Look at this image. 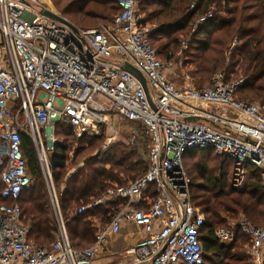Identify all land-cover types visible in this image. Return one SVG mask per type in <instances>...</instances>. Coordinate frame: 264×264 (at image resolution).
<instances>
[{"label":"built area","instance_id":"2783aa9c","mask_svg":"<svg viewBox=\"0 0 264 264\" xmlns=\"http://www.w3.org/2000/svg\"><path fill=\"white\" fill-rule=\"evenodd\" d=\"M117 3L119 11L110 25L74 24V30L43 15L48 7L42 0H0L1 197L15 201L0 205V264H92L106 249L108 237L125 223L144 233L126 251L133 258L129 264H203L206 218L191 198L192 181L184 164L190 149H206L233 163L236 187L244 184L249 167L256 166L264 190V103L237 98L243 79L227 83L223 73L207 85L177 86L173 70L182 66L189 39L181 40L185 49L176 57L164 60L150 41L154 27L140 11V0ZM212 17L210 10L196 25ZM127 63L145 76L154 106L140 79L124 68ZM117 117L135 124L124 141L112 121ZM52 121L69 126L78 137L104 133V147L119 141L133 146L143 134L149 137L147 171L128 184L109 186L77 209L78 214L99 206L113 211L117 205L110 222L84 249L71 243L54 188L51 152L41 134ZM23 135L35 144L50 192L57 224L50 248L29 240L16 202L34 182ZM50 140L54 146L55 137ZM216 232L225 244L241 232L254 262H264V226L243 218Z\"/></svg>","mask_w":264,"mask_h":264},{"label":"trees","instance_id":"16d2710c","mask_svg":"<svg viewBox=\"0 0 264 264\" xmlns=\"http://www.w3.org/2000/svg\"><path fill=\"white\" fill-rule=\"evenodd\" d=\"M55 3L61 15L79 27L85 26L82 24L89 20H101L107 24L119 11L117 0H56ZM139 6L146 15V22L154 24L150 41L162 59L174 58L181 44L180 37L189 34L185 52L191 56L188 62L195 65L194 75L209 79L214 72L222 70L220 73L225 75L227 83L243 79L236 89L237 98L264 103V0H140ZM210 10L213 17L196 25L197 18ZM56 125L64 139L74 138L75 133L69 126ZM80 139H89L90 142V151L87 147L81 149L88 151L83 166L68 175L66 164L71 145L59 141L53 148L51 168L56 185L64 184L60 191V207L72 245L84 249L96 240L93 219L101 217L102 223H109L117 205L112 207L113 211L111 206H99L78 214L77 209L97 199L109 186L115 183L125 185L142 176L148 169L149 158L146 161L138 149L144 143L149 147V137L143 134L133 147L124 143L103 147L106 140L104 133L84 135ZM22 149L35 183L24 189L16 202L22 208L29 240L37 247L50 248L56 239L57 225L50 212L48 188L40 178L42 171L36 149L28 135H23ZM96 149L97 155L94 156L92 153ZM203 155L221 158L206 149L187 150L184 164L188 173V159L198 160ZM221 159L222 162L212 169H209L208 163L197 161V175H192V202L206 216L201 231L205 250L203 264H252L250 257L247 256L248 261L245 262L240 253L231 251L236 243L247 240L245 235L240 232L234 242L225 244L220 242L216 231L225 227L227 218L239 213L256 225L264 226V190L260 171L256 166H250L243 188H235L226 179V175L232 173V167L228 161ZM196 177L200 181H196ZM2 188L0 178V205L14 203L1 197Z\"/></svg>","mask_w":264,"mask_h":264},{"label":"rangeland","instance_id":"374dc122","mask_svg":"<svg viewBox=\"0 0 264 264\" xmlns=\"http://www.w3.org/2000/svg\"><path fill=\"white\" fill-rule=\"evenodd\" d=\"M56 0H42V2L44 3L45 6L48 7V9L52 10V11H55L59 14H61V11L59 9V7L56 5L55 3ZM140 5V4H139ZM112 22H107V24L101 20H89L88 22H86L85 24H82V25H85L83 27H86V28H92V27H97V26H100L101 24H104V25H110ZM154 26V24H153ZM193 29V28H192ZM184 38H188L190 40V35L189 34H185V35H182L180 37V40L184 39ZM162 41V40H161ZM158 44V43H157ZM185 49L182 45V42L180 44V47L176 50V54L174 57H176L177 55V52L180 51V50H183ZM188 48H186L187 50ZM185 50V51H186ZM184 50H183V64L182 66H179L176 70H173V72L175 73L177 79H178V82H181L182 80H185L187 79L186 78V75L187 74H190V79H189V84L191 86H201V85H207L209 83H211L213 81V79L215 78V76L222 72V70H219L217 72H214L212 77L207 79V78H202L201 76H196L193 74V71L195 70V65H193L192 63L188 62V58H191V56H187L189 55L188 53H186ZM179 79L181 81H179ZM186 82V81H185ZM182 83V82H181ZM184 84V83H182ZM254 102H259V101H254ZM113 123L116 124L118 126V128L120 129V138L122 139L121 141H124L126 140V138L129 136V129H130V126L132 125H135L131 122H127L125 120H121L119 119L118 117L117 118H113L112 119ZM57 122L55 121H52L47 127H44L41 131V134L42 136L44 137V145H45V149L50 151L51 154L53 153V144H52V141L50 140V137L54 136L55 139H56V142H63V141H66L67 143H69V145H71V150L69 151L68 153V161H67V170H68V175L71 174V173H74L75 171H77V169L81 166H83L84 164V159L88 153L89 150V146H90V142L88 141L89 139H85V140H81L80 138L81 137H78L74 134V138L73 137H69L68 140H66V138L64 139V136H63V133H60L58 130V126L56 125ZM138 126V125H136ZM47 138V139H46ZM116 142V143H123V142ZM145 141V140H144ZM65 142V143H66ZM147 142V141H146ZM34 144V143H33ZM102 145V144H101ZM105 145V140L103 141V147ZM35 146V144H34ZM86 148L88 149L87 150H84V151H81L82 148ZM101 147V146H100ZM102 147V148H103ZM129 147V146H127ZM133 147V146H131ZM99 149V148H98ZM98 149H96V151H94L92 153V155L96 156L97 155V151ZM104 149V148H103ZM148 151H149V147L146 145V143L142 144L139 146V149H138V152L142 154V156L144 157V159L147 161L148 160ZM52 156V155H51ZM50 156V157H51ZM203 162V163H208L209 164V169H212V167L214 165H218L219 163L222 162V159L221 158H207L205 157L204 155L199 158L198 160H193V159H188L187 161V168L189 170V174L190 175V178H191V181H192V175L195 177L197 175V169H198V165L196 164V162ZM215 163V164H214ZM230 165L232 167L233 163L230 162ZM229 167V166H228ZM230 168V167H229ZM217 172V171H216ZM218 173V172H217ZM211 175V172H208V175ZM219 175V173H218ZM41 179L46 183V186H47V181H46V178L45 176L43 175V173H41L40 175ZM40 179V180H41ZM52 179H53V184H54V188H55V191L58 195V199H59V203H60V191L62 190L64 184L61 182L59 187L56 185V180H55V177H54V174H53V171H52ZM226 179L228 180V183L229 185H231L232 187H235V188H243V186L245 185L246 183V180H247V177L245 178V181H244V184L242 186H234L233 184V178H232V173H228V176L226 175ZM196 181H200V178H195ZM35 183V182H34ZM117 184V183H115ZM48 188V186H47ZM48 190V194H49V198H50V192H49V189ZM190 191H191V188H190ZM103 194V193H102ZM101 194V195H102ZM100 195V196H101ZM99 196V197H100ZM98 197V198H99ZM50 203H51V198H50ZM50 212L51 214L54 216V213L52 211V209L50 208ZM206 218V216H205ZM243 218H246L248 220H250L246 215H244L243 213H239L237 216L235 217H229L227 218V222L224 223L225 227H228L229 225H231L233 222L235 221H239ZM98 219L101 221V217H98ZM54 220H55V217H54ZM252 223H254L252 220H250ZM102 222V221H101ZM56 223V221H55ZM255 224V223H254ZM57 225V224H56ZM101 225L100 223H98L96 226H95V229L96 231L98 230V226ZM67 231L69 233V237H70V240H71V235H70V232L67 228ZM96 234V233H95ZM241 234V233H240ZM243 235V234H241ZM72 243V241H71ZM247 244H248V241L245 240V241H242V242H239L238 244L236 243V246L231 250L233 253H240L241 256L244 258L245 262L248 261V257L251 258L252 260V264H254V260L252 259L251 255L247 252ZM248 256V257H247ZM264 264V262L262 263Z\"/></svg>","mask_w":264,"mask_h":264},{"label":"crops","instance_id":"0c3cea01","mask_svg":"<svg viewBox=\"0 0 264 264\" xmlns=\"http://www.w3.org/2000/svg\"><path fill=\"white\" fill-rule=\"evenodd\" d=\"M172 80L177 86L189 84L187 80H180L172 76ZM186 81V82H185ZM52 155V154H51ZM51 158V157H50ZM95 221V222H94ZM98 223V229L105 226L108 223H102L98 218L93 219V226L95 227ZM98 231V230H97ZM97 235V233H96ZM144 236L141 229L134 226L133 224L125 223L119 233L112 234L108 237L106 249L97 257L92 264H116V263H132L133 258L128 256L126 251L128 248L134 246V244ZM256 264V263H254Z\"/></svg>","mask_w":264,"mask_h":264},{"label":"water","instance_id":"95a60500","mask_svg":"<svg viewBox=\"0 0 264 264\" xmlns=\"http://www.w3.org/2000/svg\"><path fill=\"white\" fill-rule=\"evenodd\" d=\"M42 14L47 16V17H50V18H52L54 20H57V21L65 24V25L69 26L70 28L76 30V26L70 20H68L66 17H64L63 15H61V14L55 12V11H52L50 9H43L42 10ZM124 68L140 79V81L142 82V84H143V86L145 88V91H146V94L148 96V99L152 103V100H151V97H150L149 88H148V84H147V80H146L145 76L137 68H135L134 66H132L129 63L125 64ZM152 105H153V103H152Z\"/></svg>","mask_w":264,"mask_h":264}]
</instances>
